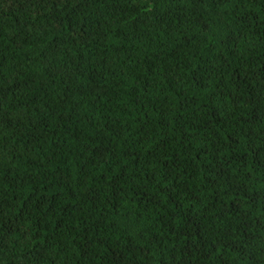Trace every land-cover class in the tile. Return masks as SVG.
<instances>
[{"label": "trees", "instance_id": "trees-1", "mask_svg": "<svg viewBox=\"0 0 264 264\" xmlns=\"http://www.w3.org/2000/svg\"><path fill=\"white\" fill-rule=\"evenodd\" d=\"M0 264H264V0H0Z\"/></svg>", "mask_w": 264, "mask_h": 264}]
</instances>
